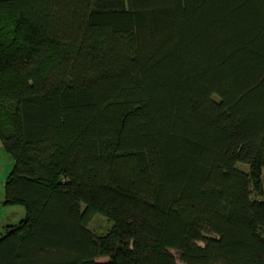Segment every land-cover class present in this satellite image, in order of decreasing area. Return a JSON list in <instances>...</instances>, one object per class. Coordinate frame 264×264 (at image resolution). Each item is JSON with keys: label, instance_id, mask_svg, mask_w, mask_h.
I'll list each match as a JSON object with an SVG mask.
<instances>
[{"label": "trees", "instance_id": "1", "mask_svg": "<svg viewBox=\"0 0 264 264\" xmlns=\"http://www.w3.org/2000/svg\"><path fill=\"white\" fill-rule=\"evenodd\" d=\"M0 103V264H264V0H0Z\"/></svg>", "mask_w": 264, "mask_h": 264}, {"label": "rangeland", "instance_id": "2", "mask_svg": "<svg viewBox=\"0 0 264 264\" xmlns=\"http://www.w3.org/2000/svg\"><path fill=\"white\" fill-rule=\"evenodd\" d=\"M215 101L219 102L217 97ZM15 104L0 103V132L3 136H9L12 133V118L15 111ZM14 159L6 152L0 137V240L5 236L6 230L11 227H17L26 218V211L21 206H6V185L14 170ZM237 169L249 174L252 178V193L254 200H264V160L255 163L252 166L238 165ZM85 207H83V210ZM89 228L98 237L108 236L114 227V224L103 214L94 213L89 216ZM199 246L204 247V243ZM175 256L176 253L173 252ZM101 262H107L108 259H102ZM180 264V263H179Z\"/></svg>", "mask_w": 264, "mask_h": 264}]
</instances>
